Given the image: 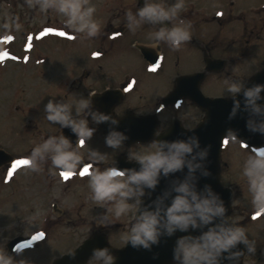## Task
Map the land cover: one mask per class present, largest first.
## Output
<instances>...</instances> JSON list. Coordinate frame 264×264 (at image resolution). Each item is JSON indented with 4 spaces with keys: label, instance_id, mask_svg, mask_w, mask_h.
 Segmentation results:
<instances>
[{
    "label": "clouds",
    "instance_id": "obj_1",
    "mask_svg": "<svg viewBox=\"0 0 264 264\" xmlns=\"http://www.w3.org/2000/svg\"><path fill=\"white\" fill-rule=\"evenodd\" d=\"M29 9H37L41 14L48 11L63 17V27L73 34H83L85 39L98 35L101 22L94 18L96 7L90 0H24ZM183 0H142L141 6L135 12L126 10L124 27L135 33L144 24L159 25L148 34L156 47L161 42L171 50L191 39L190 22L178 19L184 9ZM22 24L16 15H5L0 23V31L8 34L20 31ZM11 39V37H9ZM230 94L232 106L228 118L232 119L237 111L246 113L245 128L264 136V83L246 86L244 83L232 81L224 89ZM239 94L240 100L236 99ZM44 119L56 124L60 129L68 128L75 135L77 143L73 145L62 132L60 135H48L34 144L25 157V165L32 172H40L46 160L52 168L64 172H73L85 159L79 149L83 142L90 140L96 128L89 126V120L95 125L107 123L110 127L104 136V144L111 149H117L128 139L125 132L115 127L119 121L109 113L96 110L91 99H73L68 102L63 99L50 98L43 106ZM235 137V132L227 130ZM161 133L154 130V138L149 145L126 158L135 161L138 167L117 168L109 166L100 168L96 165L106 159L104 153L97 149H88L86 156L90 164L87 173V199L94 205L105 208V214L96 218L98 226L112 223L122 216L133 213L132 222L124 236L125 242L132 248L150 250L159 243L161 235L172 236L174 232L185 233L178 236L172 247V264H222L229 261L235 264L241 251L236 249L242 244L247 253L255 252L256 241L249 239L246 228L225 215V206L217 193L209 185H204L202 192H197L192 174L201 168L200 161L206 158L208 146L201 149L199 139L193 134L183 139H157ZM197 149V151H193ZM182 168H187L188 176L175 184V195L170 203L161 206L159 198L153 202V207L141 206L144 189H153L159 176H167ZM241 173L247 183L250 202L257 215L264 214V146L254 150L243 159ZM207 170L202 175L207 176ZM166 195V194H165ZM108 206V207H105ZM111 214V217L107 215ZM218 221V222H214ZM206 226V227H205ZM203 228L198 234L188 232ZM233 249H236L233 251ZM23 249L13 246L12 252L17 256ZM91 257L97 264H114L115 257L107 247H94ZM0 264H26L23 259L14 260L5 247L0 248Z\"/></svg>",
    "mask_w": 264,
    "mask_h": 264
},
{
    "label": "rangeland",
    "instance_id": "obj_2",
    "mask_svg": "<svg viewBox=\"0 0 264 264\" xmlns=\"http://www.w3.org/2000/svg\"><path fill=\"white\" fill-rule=\"evenodd\" d=\"M90 2L96 7L94 18L103 25L108 15L106 10H112L109 12L112 18L122 13L123 10L117 12L118 8L135 12L142 0H90ZM167 2L171 3L172 0H167ZM183 2L185 7L179 13L178 19L190 22V32L197 40L201 38L198 37L196 31L204 26L209 31L217 29L216 24L223 25L222 29L227 31V35L230 30L233 31V27L238 30L236 42L238 48L235 46L229 49L232 54L238 53L235 57L238 60L235 59V62L228 66L227 74L223 72L219 76L218 81L222 87L219 84L218 88H204L205 94L215 96L226 92L224 89L230 83L229 75L233 72L238 75V83H243L248 77L251 62L250 50H246L249 37L245 31L256 26L255 30H259L263 36L264 30H260L259 27L264 22V0H183ZM13 14L19 17L22 29L8 34L0 31V149L14 158L12 163L0 168V246L11 236L35 235L38 229L33 218L41 214L39 195L44 189L43 175L51 170L52 166L50 161L49 163L46 161L44 167L37 173L30 171L22 162L34 144L47 138L48 135L57 133V125L44 119L43 106L50 98L61 99V97L56 98L55 92L59 90L58 77L61 76L66 83L72 78L71 74H65V69L58 70L59 64L66 66L72 62V57L89 56L92 50L97 48V45L88 42L89 38L85 39L83 34L76 36L65 29L63 17L55 12L48 11L41 14L37 9H29L24 0H0V23L3 22L5 15ZM112 21L113 26L124 24V15L120 14L117 20ZM150 25L144 24L141 29ZM155 26L159 27V25ZM147 31L152 32L153 30L147 29ZM231 34L223 41L230 40ZM138 38L140 42L151 41L148 34L139 35ZM124 39H119L117 42L124 41ZM131 42L132 40H128L125 46L127 47ZM257 43L255 41L256 54L262 55L263 52L259 51L261 46H257ZM165 47V55L171 58L167 54L168 45L165 44ZM180 47L189 52L192 51V56L198 55L187 41ZM119 52L121 56L133 57L124 48H119ZM129 63L132 64L131 61ZM100 64L106 65L105 62H100ZM80 65L73 63L69 67L81 69L85 66ZM123 66L128 67L127 63ZM181 67L184 70L189 65L184 62ZM94 72H97L96 65ZM162 72L168 75L169 68H163ZM80 78L81 76L78 80ZM158 84H164V81ZM162 88L163 85L154 94L151 92L149 95L146 91L145 93L147 97L151 94L154 97L162 93ZM72 90L73 88H68L66 93L70 94ZM251 153V149H245L238 142L227 139L223 144L219 177L222 185L233 191L230 218L235 223L244 226L249 239L256 241L255 252L249 254L246 251L242 264H264V214H256L250 202L247 183L241 173L243 159ZM53 194L54 191L51 192V195ZM53 198L54 195L52 200ZM55 227L58 228L54 235L57 240L60 237L59 232H64V238L73 231L69 226H65L64 229L62 226ZM129 227L130 225L122 226L123 230L125 229V235ZM46 244L48 249L54 247L51 241H47ZM30 257L36 259V252L29 253L28 258ZM54 258L53 252H48L46 260L51 262ZM93 264L97 262L94 261Z\"/></svg>",
    "mask_w": 264,
    "mask_h": 264
},
{
    "label": "flooded vegetation",
    "instance_id": "obj_3",
    "mask_svg": "<svg viewBox=\"0 0 264 264\" xmlns=\"http://www.w3.org/2000/svg\"><path fill=\"white\" fill-rule=\"evenodd\" d=\"M124 13L125 10L122 11V14ZM114 19L117 20L116 15H114ZM216 25L217 29L207 31L204 26L197 30L196 33L201 38L199 40L190 32L191 39L187 42L192 45L198 55L192 56L193 52H189L183 47H180L178 50H171L168 46L167 54L172 59L165 55L166 47L164 42H161L155 48L152 47L151 41L140 42L141 40L138 36L149 34L151 31L148 32L147 29L156 30L157 27L155 25L145 26V30L140 28L135 33H130L124 27V24H118L114 27L103 25L97 36L89 38L88 42H92L94 45L97 44V48L92 50L91 55L72 57V62L66 66H62V63L59 64L58 70L61 69L63 71L65 69V74H71L72 78L66 83L61 79V76L58 77L57 86H59V90H55L56 98L61 97L63 100L72 102L74 98L76 100L81 98L91 99L92 95L104 92V98L91 100L92 106L96 110L109 113L114 118H117L118 121L122 118L131 120L136 119L135 117L145 116L144 123L146 126L152 128V132L154 130L157 132L164 131L172 121H177L183 128H192L203 119L205 109L198 107L186 96L193 93L196 87L203 95H206L204 88H218L217 86L220 84L218 81L219 76L223 72L225 74L228 73V71L226 73L228 66L233 64L236 59L235 57L238 56V53L232 54L229 50L235 46L238 48V44L236 43L238 40V30L233 27V31L230 30L229 33V35L232 33L230 40L224 42L223 39H227L229 35H227L226 30L222 29L223 25ZM255 28L257 27L253 26L245 31L247 37H249L246 50H250L249 57L251 59L247 78L253 77L264 69V34L262 36L260 31L255 30ZM259 29L264 30V22ZM74 35L77 36L78 34ZM119 39H124V41L117 42ZM128 40H132V42L126 47L125 44ZM255 41L258 42L257 46H261L259 51L263 52L262 55L256 54ZM135 44L145 46L150 56L144 58ZM119 48H124L133 57L119 55ZM155 52L158 54V57L153 56ZM208 59L222 60L221 69L206 71V61ZM130 61L132 64L129 63ZM100 62H105L106 65L103 66ZM184 62H187L189 67L182 70L181 66ZM73 63L85 66L81 69L69 67ZM125 63H127L128 67L123 66ZM95 65L97 72H94ZM210 66V68H214L213 64ZM163 68H169L168 75L166 73L163 74ZM200 72L203 73L202 77H195L182 84L181 94L183 97H181V100L177 104H161V98L174 88L178 76ZM58 75L62 74L58 73ZM80 76L81 78L78 80ZM229 76L231 77L230 82H238V75L235 72L230 73ZM160 81H164V84H158ZM162 85L161 94L154 97L151 94L150 97H147L145 91L149 92V95L151 92L154 94ZM220 85L222 87V84ZM68 88H73L70 94L66 93ZM217 96H230V94L223 92L221 95L210 97ZM141 108H143L142 111ZM179 114H181V117H179ZM104 125L108 128L111 127L107 123H104ZM119 125L120 122L115 127ZM89 126L96 128V131L90 140L83 142V147L79 149L84 154L85 159L78 166L77 170L64 172L51 168V170L46 171L43 175L44 189L40 191L39 195L41 214L39 217L33 218L34 222L38 225V229L35 231L36 239L28 244L16 245L23 249L19 256L12 252V246L8 249L7 244L13 237L21 235L11 236L0 246V248L5 247L14 260L23 259L26 264H52L54 259L51 262L46 260L48 252H53L55 258L59 257L69 253L92 235H97L103 239L104 245L98 240L94 244L96 247H104L109 244L114 248H119L124 245L125 229L123 230L122 226L131 224L133 213L130 212L114 220L112 223H106L102 227L97 225L96 218L99 215L105 214V208L96 206L87 199V173L91 170L90 164L92 162L87 159L86 153L88 149L94 148L105 154V161L96 165L97 167L115 166L126 168L127 165L136 163L135 161H129L126 156L131 157L132 154L143 150L152 139L147 138L124 142L119 148L111 149L104 144V136L107 131L102 129L100 124L95 125L91 120H89ZM61 132L70 139L73 145L77 143L75 135L68 128L60 129L57 125L56 135H60ZM46 161L49 163L48 160ZM42 167H44V164ZM52 191H54L53 200ZM107 215L111 217L110 213H107ZM55 226H62V229L65 226H69L73 231L69 236L64 238V232H59L60 237L57 240L54 235L58 228ZM28 235L31 234H26L25 236ZM47 241H51L54 244L52 249H48ZM32 252H36V259L32 257L28 258L29 253ZM94 261L93 258H90L83 264H93Z\"/></svg>",
    "mask_w": 264,
    "mask_h": 264
},
{
    "label": "water",
    "instance_id": "obj_4",
    "mask_svg": "<svg viewBox=\"0 0 264 264\" xmlns=\"http://www.w3.org/2000/svg\"><path fill=\"white\" fill-rule=\"evenodd\" d=\"M144 54L145 51L141 49ZM197 74V73H196ZM192 79L198 77V75L192 74L191 76L182 77L184 79ZM183 82V79H181ZM264 82V69L258 72L254 77L247 80L244 84L246 86H251L255 83ZM179 91H172L164 99V103L175 98V94ZM105 93L98 95L99 98H104ZM195 103L202 107L206 108V117L200 121L197 126L190 130L183 129L178 124H173L166 132L161 133L160 137L157 139H183L189 135H195L199 139L200 148L203 149L205 146H208V151L206 158L201 160V168L196 169L192 178H194V183L197 192H202L204 185H209L214 193H217L225 206V215H228L230 210V199L232 196V191L228 187H223L219 175H218V166L220 159V147L222 139L225 135H231L227 130L231 129L235 132V138L241 142L252 145V146H264V136L257 140L255 136H258L257 133H252L248 131L244 126V120L246 113L243 111H237L236 115L232 118H228L229 109L232 106L231 98H207L202 96L198 90H195V95L190 96ZM96 97H93L95 99ZM237 100H240L241 97L239 94L236 96ZM145 118L140 119H126L122 118L119 120L120 125L117 130L123 131L126 133L128 139L124 142H128L129 139H147L154 138L152 129L144 123ZM102 127L109 130L108 127L101 123ZM112 127V126H111ZM133 136V137H132ZM261 136V135H260ZM131 137V138H130ZM197 151V149H193ZM11 160V156L6 153L4 150L0 149V165ZM128 167H138L137 164L127 165ZM207 170L209 173L207 176L202 175V171ZM188 176L187 168H182L181 170L170 173L167 176H159L158 183L153 189H144V193H148V197L141 200V206H147L149 209L153 207V202L157 198L161 201V206L164 207L170 203L171 198L175 195L173 187L175 184L184 180ZM166 194V195H165ZM218 222V221H214ZM206 227V226H205ZM204 230L203 228H197L193 230L189 227L188 232L196 235L200 231ZM185 233L176 231L172 236L161 235L159 243L152 246L150 250H145L142 248H132L127 243L124 247L119 249H114L110 246L109 250L112 252L115 257L114 264H172V247L175 239L178 236L184 235ZM98 241L97 237L92 236L85 240L80 246H78L72 252L61 256L53 261L52 264H79L82 263L88 255L91 254V249L94 248V244ZM14 242L11 241V243ZM236 249L241 251V255L236 258L235 264H239L242 256L244 255L245 248L242 244H237ZM236 249H233L235 251ZM222 264H230L229 261H222Z\"/></svg>",
    "mask_w": 264,
    "mask_h": 264
},
{
    "label": "snow or ice",
    "instance_id": "obj_5",
    "mask_svg": "<svg viewBox=\"0 0 264 264\" xmlns=\"http://www.w3.org/2000/svg\"><path fill=\"white\" fill-rule=\"evenodd\" d=\"M22 163H25V161H23Z\"/></svg>",
    "mask_w": 264,
    "mask_h": 264
}]
</instances>
